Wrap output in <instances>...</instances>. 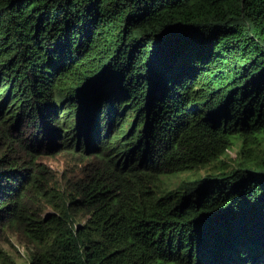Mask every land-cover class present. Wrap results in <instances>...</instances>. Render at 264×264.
Listing matches in <instances>:
<instances>
[{"label": "trees", "instance_id": "obj_1", "mask_svg": "<svg viewBox=\"0 0 264 264\" xmlns=\"http://www.w3.org/2000/svg\"><path fill=\"white\" fill-rule=\"evenodd\" d=\"M13 219L23 264H264V0H0Z\"/></svg>", "mask_w": 264, "mask_h": 264}, {"label": "rangeland", "instance_id": "obj_2", "mask_svg": "<svg viewBox=\"0 0 264 264\" xmlns=\"http://www.w3.org/2000/svg\"><path fill=\"white\" fill-rule=\"evenodd\" d=\"M237 146L228 150L229 159L228 164L233 165V158L235 157V151ZM69 156L66 153H55L52 155H41L39 160L49 167L52 172L59 177H65L69 175V171L75 169L76 165L69 161ZM220 163H218L219 165ZM206 170L201 169L198 173H204ZM197 173V174H198ZM192 177L190 172H179L176 175L169 176V185H175L179 179ZM28 210L32 213L43 214L49 207L45 206L42 202H35L30 200L27 203ZM22 213V212H21ZM27 231L24 229V225L20 219L18 220H0V249L10 254L17 262L23 264L27 258V248L30 246L28 238L26 237Z\"/></svg>", "mask_w": 264, "mask_h": 264}]
</instances>
